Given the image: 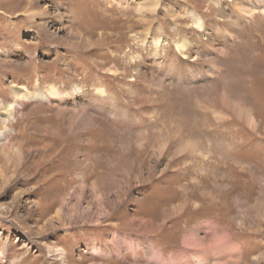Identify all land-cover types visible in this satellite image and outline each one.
Wrapping results in <instances>:
<instances>
[{
	"label": "rangeland",
	"instance_id": "obj_1",
	"mask_svg": "<svg viewBox=\"0 0 264 264\" xmlns=\"http://www.w3.org/2000/svg\"><path fill=\"white\" fill-rule=\"evenodd\" d=\"M134 1L0 0V254L7 258L0 264H62L58 248L64 264H264V108L252 106L256 128H250L206 101L201 82L160 76L144 86L145 102L125 100L115 80L121 70L109 69L131 46L145 58L144 27L103 28L116 8L140 21L135 11L143 0ZM180 1L161 4L178 13ZM185 1L200 14L214 6ZM28 10L47 16L30 20ZM167 17L160 9L153 20L146 11L173 50L183 30L197 38L188 32L195 23L173 26ZM93 24L101 28L92 35ZM101 34L112 37L94 49ZM236 36L228 54L214 60L220 70L209 75L213 85L244 100L228 71L251 79L252 46L264 41V18ZM76 84L104 87L126 107V117L104 118L80 98L61 118L55 106L38 101L25 103L23 116L18 107L8 113L15 90L34 95ZM74 113L94 123L75 126L71 135ZM169 127L195 145L193 153H179V142L166 136Z\"/></svg>",
	"mask_w": 264,
	"mask_h": 264
},
{
	"label": "bare ground",
	"instance_id": "obj_2",
	"mask_svg": "<svg viewBox=\"0 0 264 264\" xmlns=\"http://www.w3.org/2000/svg\"><path fill=\"white\" fill-rule=\"evenodd\" d=\"M121 1L125 2L124 4L126 6L135 2L134 0H120V2ZM117 2L115 5H120V3ZM209 2H212V6H214L212 10L208 12V15H206L198 13L193 6L185 0L180 1V10L178 13L173 8L166 9L163 7L161 0H143L142 3L139 2L140 4H137L135 11L139 14L140 21L130 20L126 12H124L126 7H124V9L116 8L115 10L119 13L114 14L113 18L110 20L111 25H104L103 29H108L113 33L115 30L120 31V28L123 30L124 28L130 29L136 28L138 25H143L144 31H142L143 34H141V36H144L143 39L146 41V48L144 49H147V51L145 52V58H143L144 54H142V48L137 47L136 49L135 47V50L134 46H131L124 54L125 59L117 63L115 65L116 68L109 69V71L114 70L113 73H116L119 69L121 70V73L115 80L120 83L122 87L121 91L124 93L123 96L126 97L125 100L129 103L131 102L133 105L145 102L144 86L151 85L155 82L157 76L167 78L175 83L187 85L201 82L203 85L200 92L203 94L206 101L218 103L222 108L229 111L238 121L244 123V125L250 128H256V121L253 116L254 108L252 106L254 105V107L261 109L264 108V41L255 42L254 46H252L253 52L251 53L253 57L250 59L249 67H251V70L248 75L249 78H251L250 80H238L242 73L231 69L228 71L233 79V88L238 90L244 100L233 99L227 91H222L218 86L213 85L212 78H210L212 75H209V71L212 69L220 70L214 60L218 56H226L228 54L229 46H232L237 39L236 34L239 28L251 26L258 19L263 20L264 0H209ZM160 9L168 16L167 21L173 26L179 25L180 23L178 24V22L185 23L187 21H192L191 23H195V28L188 32L191 31L197 38L191 40V36L187 37L184 35L187 32L185 29L179 34H176L180 39L173 44L175 47L173 50L169 45L170 42L167 41L170 37L165 34L164 27L160 23H156L157 26L155 27L156 29H154L153 26H151V21H147L146 19V11L150 12V17L154 20L157 18V13H159ZM106 10H112V7ZM104 14L106 13L100 10L97 11L95 17L101 20V17L105 16ZM46 16L47 15L42 12L36 13L33 10H28L27 13V18L30 20L35 17ZM107 17L110 18L111 16ZM175 20H177V23H174ZM93 25H91L92 27L89 29L92 35L94 34V30L101 28ZM111 37L112 34H109L107 37H103L101 34L93 41V48L98 49L105 45V43L107 44V40ZM135 46H137V44ZM255 53H257V55H255ZM119 60L120 59H118V61ZM121 62L123 66H121ZM100 65L103 64L94 63L96 68L100 67ZM144 69L155 70L156 73L151 72L148 74ZM248 82L250 83L248 84ZM158 84L162 86L163 82L160 81ZM14 92L17 94L14 97V103L9 106V110H11H8L9 114L15 112L18 107L16 112L23 116V106L26 105L25 103L38 101L50 106H55L57 108V117L61 118L65 114L66 107L69 105L75 106L77 99L80 98L89 103L92 110L99 112L104 118L113 117L119 119L121 117H126V107L118 104L116 98L112 97L104 87H95L89 90L76 84L65 90L51 86L34 95L25 92L23 89L19 91L15 90ZM73 115L74 118H71L69 121L68 128L71 135L73 134V128L75 126L79 127V130H84L94 123L92 118L86 119L83 116H78L77 113ZM216 119H220L218 114ZM18 133L19 132H17L15 136H19ZM181 134L178 127H169L166 132V136L169 140L171 139L179 142V153H193L195 145L189 141H183V135ZM242 140L243 137L240 138L241 142ZM242 147V143L240 145L238 144V149ZM163 148L164 147L161 146L159 152ZM118 236V234H115L114 237L119 238ZM94 250L96 253H99L96 246ZM55 252L61 263L64 264V253L62 249L58 248ZM2 260L7 261V258L3 254H0V262ZM200 262L201 261H199L198 264H200Z\"/></svg>",
	"mask_w": 264,
	"mask_h": 264
}]
</instances>
